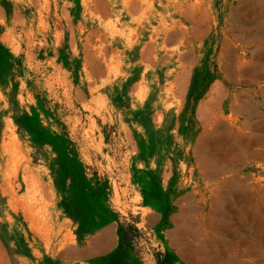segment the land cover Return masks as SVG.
Here are the masks:
<instances>
[{
  "label": "rangeland",
  "instance_id": "rangeland-1",
  "mask_svg": "<svg viewBox=\"0 0 264 264\" xmlns=\"http://www.w3.org/2000/svg\"><path fill=\"white\" fill-rule=\"evenodd\" d=\"M0 42V264L182 262L169 217L195 246L212 207L264 264V147L243 151L264 133V0H0ZM216 78L242 165L207 178L192 113Z\"/></svg>",
  "mask_w": 264,
  "mask_h": 264
},
{
  "label": "crops",
  "instance_id": "crops-1",
  "mask_svg": "<svg viewBox=\"0 0 264 264\" xmlns=\"http://www.w3.org/2000/svg\"><path fill=\"white\" fill-rule=\"evenodd\" d=\"M255 59L264 62V56H257ZM253 69L254 68L250 69V74L253 75L251 77L260 75L257 68ZM227 97L228 92L226 86H224L222 80L216 78L211 83L210 89L198 97L196 107L193 109L192 113V118H198V121H200V130L191 141L192 149L198 157L200 166L204 170L203 175L207 178L220 177L222 175L227 176L230 172L238 170L242 165L241 158L240 160L236 159L235 143L222 138L225 134L234 136V130L226 131L224 129V117H226V113L223 110V106ZM237 98L239 97L233 99ZM241 103V109L238 111L246 112V110H244L245 105H243L245 102L242 101L240 104ZM231 104L233 106L235 101H232ZM235 113L237 114V111H235ZM254 113L257 115V111ZM251 114H253V112H251ZM258 119L259 117L256 120L254 117L251 118V124L256 126V129L257 126L259 127L260 125H258ZM262 125L264 126V121L262 122ZM258 140L262 142V147H264V133L261 137H258L257 134L256 141L246 142V144L243 145V151L247 154L245 159L249 161L259 159V151L257 148L260 143ZM206 168H215L218 172ZM224 186H226V184L221 183L218 185V196H221L226 190V187L224 188ZM229 201L233 202V204L237 203L236 199L232 198L231 200L226 199L223 204L226 205ZM250 204H252V202H250ZM211 205L214 206L217 204ZM196 210H199V208H196ZM199 213L202 214V211H199ZM225 213L227 212L225 211ZM201 216L202 217H196L193 226L190 228L194 234L201 237L203 236L201 241L195 246H191L190 243L184 239L185 229L182 227L184 226V223L177 221V214H172L169 217V221L172 222V224L168 225L165 229V233L167 237L170 238L168 241L169 245L175 249L177 256L181 258L182 262H177L174 261L175 259H171L162 264H231L230 261H232L233 264H244L240 258L246 253L252 257V260L250 261L251 264H258L257 259L259 258L258 252L260 250V245L253 235L247 234L246 230V232L240 235L238 239L230 241L225 240L224 238L222 239L221 236L228 231L234 233L236 231L232 228L228 230L226 227V224H228L226 215L221 218L217 211V207H212L208 212H204ZM149 217H152L155 222L162 218L158 211H152L149 213L148 218ZM240 219L244 224L242 218ZM248 223L249 222L247 221L246 224L248 225ZM187 224L191 225L190 220H188ZM176 234H179L177 239ZM225 245H231L229 256L232 260H228V254L224 250V247H226Z\"/></svg>",
  "mask_w": 264,
  "mask_h": 264
},
{
  "label": "trees",
  "instance_id": "trees-1",
  "mask_svg": "<svg viewBox=\"0 0 264 264\" xmlns=\"http://www.w3.org/2000/svg\"><path fill=\"white\" fill-rule=\"evenodd\" d=\"M0 52H4V54L8 53L7 49L4 47V45L1 42H0ZM41 129L45 130V128H42V127H41Z\"/></svg>",
  "mask_w": 264,
  "mask_h": 264
}]
</instances>
